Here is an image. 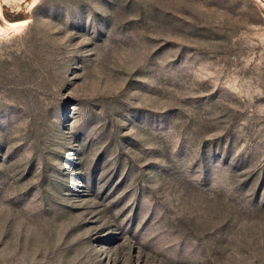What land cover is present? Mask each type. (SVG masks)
Returning <instances> with one entry per match:
<instances>
[{
    "label": "rangeland",
    "instance_id": "rangeland-1",
    "mask_svg": "<svg viewBox=\"0 0 264 264\" xmlns=\"http://www.w3.org/2000/svg\"><path fill=\"white\" fill-rule=\"evenodd\" d=\"M0 264H264V0H0Z\"/></svg>",
    "mask_w": 264,
    "mask_h": 264
},
{
    "label": "bare ground",
    "instance_id": "bare-ground-1",
    "mask_svg": "<svg viewBox=\"0 0 264 264\" xmlns=\"http://www.w3.org/2000/svg\"><path fill=\"white\" fill-rule=\"evenodd\" d=\"M26 21H27V20H24V21H17V22H9V23H8V26H9L10 28H15V27H18V26L24 24Z\"/></svg>",
    "mask_w": 264,
    "mask_h": 264
}]
</instances>
